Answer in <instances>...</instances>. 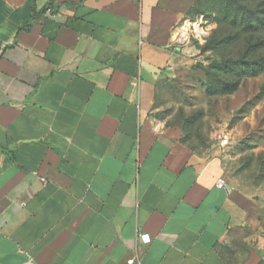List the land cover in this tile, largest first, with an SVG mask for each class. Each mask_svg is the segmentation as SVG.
Returning <instances> with one entry per match:
<instances>
[{
    "label": "crops",
    "instance_id": "obj_1",
    "mask_svg": "<svg viewBox=\"0 0 264 264\" xmlns=\"http://www.w3.org/2000/svg\"><path fill=\"white\" fill-rule=\"evenodd\" d=\"M193 1L0 0V264H264L261 204L152 116Z\"/></svg>",
    "mask_w": 264,
    "mask_h": 264
},
{
    "label": "rangeland",
    "instance_id": "obj_2",
    "mask_svg": "<svg viewBox=\"0 0 264 264\" xmlns=\"http://www.w3.org/2000/svg\"><path fill=\"white\" fill-rule=\"evenodd\" d=\"M187 14L193 36L156 86L152 116L181 128L195 155L216 160L228 184L259 202L250 222L264 226V0H194Z\"/></svg>",
    "mask_w": 264,
    "mask_h": 264
},
{
    "label": "built area",
    "instance_id": "obj_3",
    "mask_svg": "<svg viewBox=\"0 0 264 264\" xmlns=\"http://www.w3.org/2000/svg\"><path fill=\"white\" fill-rule=\"evenodd\" d=\"M45 13H47V14H52V10L49 9V8H47L46 11H45ZM216 138H217V140H218L219 142H223L224 139H225V136H224V134H222V133H218V135H216ZM40 181L44 182V179H40ZM215 187H216L217 189H228V190H233L232 187H230V188L227 187V184H226L225 180L222 179V178H219V179L217 180V182H216V184H215ZM139 238H140L141 241L144 242V243H147V242L149 241L148 236L145 235V234H140V235H139ZM26 264H32V263H31V262H28V263H26ZM126 264H138V263L135 262L134 259H130V260H128V261L126 262Z\"/></svg>",
    "mask_w": 264,
    "mask_h": 264
},
{
    "label": "trees",
    "instance_id": "obj_4",
    "mask_svg": "<svg viewBox=\"0 0 264 264\" xmlns=\"http://www.w3.org/2000/svg\"><path fill=\"white\" fill-rule=\"evenodd\" d=\"M44 11H46V9L44 10ZM202 15V14H201ZM250 16H251V14H250ZM249 16V13H245L244 15H243V21H244V23L245 24H247V25H250V26H252L253 25V22H252V16L250 17ZM252 67H253V64H252V66L251 65H249V68L252 70ZM182 130V129H181ZM183 132V131H182ZM184 136V135H183ZM183 142L185 143V141H184V137H183Z\"/></svg>",
    "mask_w": 264,
    "mask_h": 264
}]
</instances>
